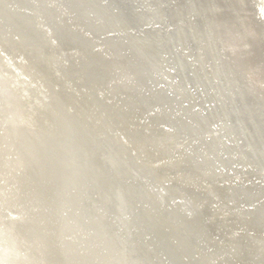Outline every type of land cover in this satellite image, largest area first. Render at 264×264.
<instances>
[{"label": "bare ground", "instance_id": "6f19581e", "mask_svg": "<svg viewBox=\"0 0 264 264\" xmlns=\"http://www.w3.org/2000/svg\"><path fill=\"white\" fill-rule=\"evenodd\" d=\"M251 1L0 0V264H264Z\"/></svg>", "mask_w": 264, "mask_h": 264}, {"label": "rangeland", "instance_id": "374dc122", "mask_svg": "<svg viewBox=\"0 0 264 264\" xmlns=\"http://www.w3.org/2000/svg\"><path fill=\"white\" fill-rule=\"evenodd\" d=\"M251 2H255V0L254 1H251ZM253 3H251L253 6H254V4ZM261 12L263 13L264 12V4L262 5V7H261Z\"/></svg>", "mask_w": 264, "mask_h": 264}]
</instances>
